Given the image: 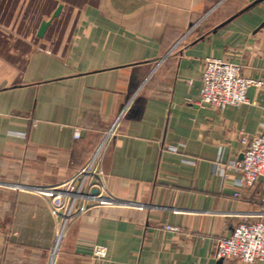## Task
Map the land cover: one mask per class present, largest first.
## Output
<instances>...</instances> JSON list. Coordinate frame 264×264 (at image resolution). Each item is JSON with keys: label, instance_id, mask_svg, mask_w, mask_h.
<instances>
[{"label": "crops", "instance_id": "obj_1", "mask_svg": "<svg viewBox=\"0 0 264 264\" xmlns=\"http://www.w3.org/2000/svg\"><path fill=\"white\" fill-rule=\"evenodd\" d=\"M27 3L43 13L39 23L0 22V264H240L216 260L215 249L244 220L264 221V189L236 198L237 175L221 169L241 157V133L252 139L264 125V0ZM2 25L25 38L4 36ZM20 40L25 52L13 48ZM211 58L263 82L248 104L199 106ZM119 118L101 156L108 201L71 225L53 259L49 192ZM96 245L109 261L93 257Z\"/></svg>", "mask_w": 264, "mask_h": 264}, {"label": "built area", "instance_id": "obj_2", "mask_svg": "<svg viewBox=\"0 0 264 264\" xmlns=\"http://www.w3.org/2000/svg\"><path fill=\"white\" fill-rule=\"evenodd\" d=\"M201 81L199 106L222 112L229 107L248 104L249 89L263 85L261 81L243 76L240 64L217 58L206 60ZM120 118L105 134L91 160L73 177L49 192L52 201L51 212L57 222L51 252L53 259L61 253L71 225L88 211L101 207L108 201L101 156L117 134ZM74 137L80 138L79 130L75 132ZM241 142L244 145L241 157L230 161L221 169L223 176L227 175V171L237 175L234 181L236 198L241 196L243 189L255 187L259 183L264 189V125L252 139L242 132ZM181 146L183 145H173L169 149L177 152ZM222 161L223 150H220L218 162L221 164ZM165 228L168 231H179V228L173 226H165ZM93 257L97 260H110L108 249L101 245L94 246ZM214 257L218 261L236 260L240 264H264V221L253 222L246 219L241 222L230 236L222 237L218 241Z\"/></svg>", "mask_w": 264, "mask_h": 264}, {"label": "rangeland", "instance_id": "obj_3", "mask_svg": "<svg viewBox=\"0 0 264 264\" xmlns=\"http://www.w3.org/2000/svg\"><path fill=\"white\" fill-rule=\"evenodd\" d=\"M9 4H7V0H0V5L4 6H11L14 5L12 9H8L10 11L3 12L0 11V22L1 23H39L41 19L43 18V13L38 11L37 9L35 12H29L28 13V0H8ZM16 4V6H15ZM35 9V7H34ZM26 10V11H25ZM1 30L3 31V35L10 38H16V39H22L25 38L27 31H25V35H18L17 30L14 26L8 28L7 26L2 25ZM19 45H16L13 47L15 49H19L21 51H26L28 48V42L22 43V40L18 41Z\"/></svg>", "mask_w": 264, "mask_h": 264}, {"label": "water", "instance_id": "obj_4", "mask_svg": "<svg viewBox=\"0 0 264 264\" xmlns=\"http://www.w3.org/2000/svg\"><path fill=\"white\" fill-rule=\"evenodd\" d=\"M62 12V5H60L57 10L55 11L53 17L51 20L49 21H43L42 24H41V27L39 29V32H38V37L40 38H43L46 31L48 30L49 26L51 25L52 23V20L59 17V15L61 14ZM261 27H264V23L261 25Z\"/></svg>", "mask_w": 264, "mask_h": 264}]
</instances>
